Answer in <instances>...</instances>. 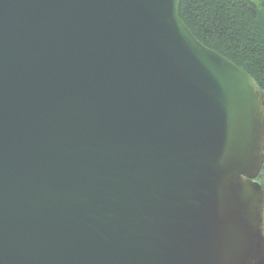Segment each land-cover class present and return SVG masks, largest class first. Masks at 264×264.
Returning a JSON list of instances; mask_svg holds the SVG:
<instances>
[{
    "label": "water",
    "instance_id": "obj_1",
    "mask_svg": "<svg viewBox=\"0 0 264 264\" xmlns=\"http://www.w3.org/2000/svg\"><path fill=\"white\" fill-rule=\"evenodd\" d=\"M181 0H0V264H264V94Z\"/></svg>",
    "mask_w": 264,
    "mask_h": 264
},
{
    "label": "trees",
    "instance_id": "obj_2",
    "mask_svg": "<svg viewBox=\"0 0 264 264\" xmlns=\"http://www.w3.org/2000/svg\"><path fill=\"white\" fill-rule=\"evenodd\" d=\"M180 18L199 42L247 72L264 94V1L181 0ZM258 182L264 192V166Z\"/></svg>",
    "mask_w": 264,
    "mask_h": 264
},
{
    "label": "rangeland",
    "instance_id": "obj_3",
    "mask_svg": "<svg viewBox=\"0 0 264 264\" xmlns=\"http://www.w3.org/2000/svg\"><path fill=\"white\" fill-rule=\"evenodd\" d=\"M251 1H257V2L259 1V3H260V1H264V0H251Z\"/></svg>",
    "mask_w": 264,
    "mask_h": 264
}]
</instances>
